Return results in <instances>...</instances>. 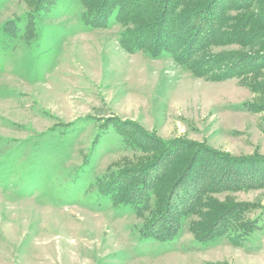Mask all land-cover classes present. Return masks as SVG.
<instances>
[{
    "label": "rangeland",
    "instance_id": "374dc122",
    "mask_svg": "<svg viewBox=\"0 0 264 264\" xmlns=\"http://www.w3.org/2000/svg\"><path fill=\"white\" fill-rule=\"evenodd\" d=\"M263 8L244 15L258 20ZM83 13L79 0H0V264H264V186L207 195L169 243L141 238L152 211L120 209L98 191L112 172L155 156L104 130L112 121L264 159V61L246 64L264 55L263 30L199 56L260 66L219 79L172 53L130 54L125 27L90 28ZM238 205L249 211L238 223L257 221L252 234L199 240Z\"/></svg>",
    "mask_w": 264,
    "mask_h": 264
},
{
    "label": "trees",
    "instance_id": "16d2710c",
    "mask_svg": "<svg viewBox=\"0 0 264 264\" xmlns=\"http://www.w3.org/2000/svg\"><path fill=\"white\" fill-rule=\"evenodd\" d=\"M79 1L84 8L82 20L86 26L106 28L115 20L126 28L119 43L130 54L144 51L158 58L172 53L178 63L192 67L199 75L217 72L215 77L219 79L246 75L260 67L240 71L237 68L241 63H230L218 56L209 59L199 56L213 47L233 42L243 44L246 32L251 33L254 29L264 32V8L260 10L258 20L244 15L250 8L264 5V0ZM251 38L264 39V35ZM257 61H264V55L246 64ZM109 123L112 124L104 130L113 126L128 148L155 155L139 167L112 172L98 187L101 196L120 209L136 214L148 209L152 211L150 220L140 228L144 240L176 241L184 220L194 214L207 195L264 186L263 158L230 159L199 144L169 142L145 133L137 126H133L134 132L128 129L131 127L118 122ZM217 209L221 211V207L215 211ZM242 213H249L247 205L225 210L199 240L217 239L229 229L236 232L234 238L241 234L249 236L258 227L257 221L238 223Z\"/></svg>",
    "mask_w": 264,
    "mask_h": 264
}]
</instances>
